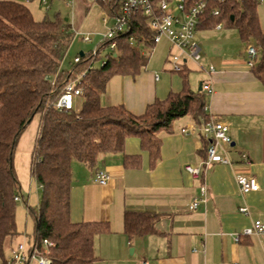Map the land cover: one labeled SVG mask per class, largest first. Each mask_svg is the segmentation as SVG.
Wrapping results in <instances>:
<instances>
[{"label":"crops","instance_id":"1","mask_svg":"<svg viewBox=\"0 0 264 264\" xmlns=\"http://www.w3.org/2000/svg\"><path fill=\"white\" fill-rule=\"evenodd\" d=\"M15 1L24 4L35 21H41L47 17L48 3L56 0H45V4L41 0ZM57 1L70 8L71 18L66 22L74 35H85L83 24L91 10H97L105 31L103 18L115 15L104 12L99 0ZM256 12L264 32V7L257 6ZM194 38L200 59L184 63L187 84L193 92H199V84H211L213 93L203 92L206 115L228 127L231 143L225 147V155L230 164H213L200 179L184 171L185 165L197 166L204 160L209 139L201 130L204 123L198 125L190 115L176 119L170 131L158 133L160 156L152 167L136 138L126 140L123 152L100 156L93 170L73 161L71 221L108 222L111 229L94 239L93 264H264V236L240 235L238 242L233 240L234 234H241L253 221L264 223V86L251 73L247 45L235 29L224 25L219 30L197 28ZM167 55L161 59L160 74L146 66L135 77H115L108 84L106 105H123L130 113L141 115L147 105L179 93L183 76L170 71ZM38 126L37 115L21 135L14 155L21 192L27 196L32 188L40 190L30 176ZM125 156L137 159L126 166ZM97 169L109 174L105 185L93 182ZM237 177L254 178L258 189L241 194ZM202 183L207 188L206 202L190 211L188 205L199 196ZM242 206L247 207V214L239 212ZM126 211L158 215V233L128 240L123 232Z\"/></svg>","mask_w":264,"mask_h":264},{"label":"trees","instance_id":"2","mask_svg":"<svg viewBox=\"0 0 264 264\" xmlns=\"http://www.w3.org/2000/svg\"><path fill=\"white\" fill-rule=\"evenodd\" d=\"M125 1L99 3L107 14H117ZM184 1L192 5L200 0ZM258 3L209 0L204 21L197 28L211 29L222 22L224 27L235 29L241 42L257 49L250 70L264 86V32L257 19ZM215 8L219 10L217 17L211 14ZM73 37L71 25L59 16L35 21L24 4L0 0V264L30 261L15 263L12 258L6 259L4 247L20 235L15 223L16 203L27 204V198L21 192L14 155L21 135L35 116H39V126L31 152L30 176L41 196L34 209L27 206L34 220V233L26 255L36 247L37 256L49 258L52 264H93L94 239L111 231L108 222L71 221L73 161L93 170L100 156L121 153L126 140L136 138L141 150L148 153L152 167L160 156L158 133L170 131L173 122L186 115L198 125L208 121L205 95L189 89L184 65L180 71L183 89L147 105L141 115L130 113L123 105L101 103L112 77H135L147 66L148 54L155 45L141 10L135 11L127 28L114 38L117 55L107 54L102 66L95 67L97 59L94 62L89 52L79 54V62L64 69L62 62ZM83 72L80 108H54L53 102L73 74ZM133 159L137 157L125 156V165ZM157 220L158 215L153 213L126 211L123 232L128 240L157 234ZM43 240L52 246L44 247Z\"/></svg>","mask_w":264,"mask_h":264},{"label":"built area","instance_id":"3","mask_svg":"<svg viewBox=\"0 0 264 264\" xmlns=\"http://www.w3.org/2000/svg\"><path fill=\"white\" fill-rule=\"evenodd\" d=\"M25 1L28 2L29 0ZM41 1L45 4V0ZM224 1L225 0H217V2ZM208 2L209 0H200L192 5H187L184 0H159L156 2L154 0H126L117 14L112 17L105 16L103 18L106 31L100 35L99 42L94 46L93 50L90 51L93 58L92 60L95 62V58L97 60L99 59L100 52L102 51L100 47L103 44H106L105 48L108 50L106 55H117V43L114 38L127 28L129 20L131 16L134 15L135 11L141 10L146 18V25L151 33L153 44L156 45L163 39L168 42L167 63L170 66L171 72L178 73L181 71L186 61L196 63L200 59V48L195 41L194 35L197 27L204 21L203 18ZM211 14L217 17L219 15V10L216 8L212 9ZM222 27L223 23L219 22L214 26V29L219 30ZM82 40L84 42H90V35H83ZM257 55V49L253 45L249 44L246 46V63L250 68L255 64ZM79 60L80 56H76L73 59V63H78ZM103 64L104 60L102 59L100 66ZM209 71L212 72L213 68L209 67ZM83 78L84 72L73 74L62 89L60 95L53 102V107L58 110L74 109V101L79 98L81 94L79 84L82 82ZM157 79L158 76L155 75V80ZM53 81L54 77L52 79L50 78V82L53 83ZM201 91L211 95L213 93V88L209 82H205L201 85ZM201 130L209 136L205 158L197 166H184V171L193 179H200L203 172L213 164H230L229 159L225 155V147H228L231 143L228 127L222 122L209 119L202 125ZM109 179L110 176L107 172L98 169L94 171L92 176L93 182L100 186L105 185ZM236 183L239 192L243 195L258 189V185L252 177H237ZM206 196L207 188L206 185L202 183L199 186V196L191 200L188 205V210L194 211L200 205L205 204ZM15 200L18 199L15 198ZM239 212L247 214L248 209L246 206H242L239 208ZM240 235L264 236V223L259 220L253 221L251 226L244 229L241 234H234L233 240L238 242ZM42 243L44 247L52 246V243L47 240H43ZM26 250L24 245H18L12 252V260L15 263H23L27 260H32L35 261L36 264H52L49 258L37 256L36 247L32 248L30 255H26Z\"/></svg>","mask_w":264,"mask_h":264},{"label":"rangeland","instance_id":"4","mask_svg":"<svg viewBox=\"0 0 264 264\" xmlns=\"http://www.w3.org/2000/svg\"><path fill=\"white\" fill-rule=\"evenodd\" d=\"M176 1V0H173ZM174 3V2H173ZM50 9L48 11H45V15L49 19H54L56 16H59L64 21L66 19L71 18V12L70 8L64 5V3H59L57 0L55 3H48ZM264 7V0L259 1L258 8ZM88 17L85 19L84 24V30L83 34H89L91 41L90 42H84L82 40L81 33H77L74 35L72 42L67 50V53L64 57V60L62 62V66L64 69L71 67L73 63V58L79 55V52H82L83 54L89 53L91 50H93L94 46L99 42L100 35H102L105 32V29L101 22V17L99 16V13L97 10H91L88 12ZM68 22V21H67ZM252 45V44H251ZM167 42L166 41H160L157 43L154 48L151 50V52L148 54V63L147 68L155 69L156 72L159 74L161 73V59H164L167 55ZM108 50L102 49L99 55V59L95 62V67H99L100 62L102 59H104V56ZM114 76L111 78L110 82H113V79H115ZM110 93H108V89L105 94L101 95V103L105 104L109 100ZM74 109H79L81 106V100L77 98L75 100ZM76 162V161H74ZM74 179H78L77 175L73 174ZM41 196L40 190L35 191L34 188L31 189V192L29 196L25 195L27 198V204H24L22 201H18L16 203V211H15V223L17 231L19 232V236L15 238L11 243L7 242L4 247V256L6 259L12 258V251L15 250L18 246V244H22L25 247L32 242L33 240V233H34V220L31 214L28 213L27 206H30L32 209H34L37 206V199H39Z\"/></svg>","mask_w":264,"mask_h":264},{"label":"water","instance_id":"5","mask_svg":"<svg viewBox=\"0 0 264 264\" xmlns=\"http://www.w3.org/2000/svg\"><path fill=\"white\" fill-rule=\"evenodd\" d=\"M80 55H82V53H80ZM198 91H201V84L198 86Z\"/></svg>","mask_w":264,"mask_h":264}]
</instances>
